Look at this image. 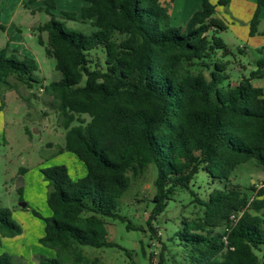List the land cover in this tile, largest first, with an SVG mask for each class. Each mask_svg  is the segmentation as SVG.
<instances>
[{
    "label": "trees",
    "instance_id": "16d2710c",
    "mask_svg": "<svg viewBox=\"0 0 264 264\" xmlns=\"http://www.w3.org/2000/svg\"><path fill=\"white\" fill-rule=\"evenodd\" d=\"M83 2L79 13L62 11L61 21L52 13L55 1L45 0L50 19L39 27L48 37L45 42L40 34L38 41L61 74L44 90L62 117L63 150L87 168L77 181L64 165L42 170L52 215L33 214L45 222L40 244L56 257L39 264H97L80 246L123 249L109 240L106 219L126 221L117 212L119 203L150 164L157 174L147 224L155 235L153 221L178 189H190L200 171L222 184L206 200L192 193L203 214L184 217L172 238L186 264H260L264 186L243 189L231 176L252 160L264 168V90L252 84L264 77V58L250 77L235 85L230 81L229 63L218 58V51L227 56L231 50L216 36L227 29L216 15L217 5L227 6L229 0H203L180 27L171 24L161 0ZM256 2L251 36L264 7V0ZM66 21L90 22L95 31L67 30ZM9 53L8 47L0 49V91L2 86L32 89L39 83L35 61ZM21 232L12 212L0 209V243ZM0 264L16 262L3 253Z\"/></svg>",
    "mask_w": 264,
    "mask_h": 264
},
{
    "label": "rangeland",
    "instance_id": "374dc122",
    "mask_svg": "<svg viewBox=\"0 0 264 264\" xmlns=\"http://www.w3.org/2000/svg\"><path fill=\"white\" fill-rule=\"evenodd\" d=\"M54 1L56 8L52 13L61 21L62 11L75 12L72 10L78 2ZM202 1L161 0L175 27L184 26L201 7ZM0 8L3 27H0V49L8 47L9 56L12 52L21 60L33 59L37 66L34 76L39 81L32 89L24 85H19L18 89L2 86L0 91V209H9L13 221L22 227L21 234L2 239L0 254L12 255L16 264H39L45 258L56 257L54 250L40 244L45 234V222L33 214L36 210L43 218L52 215L47 204L50 187L42 170L64 165L71 179L77 181L86 176L87 168L75 154L63 150L66 130L62 126V117L53 108V98L44 90V86L61 78L56 70V60L46 55L45 46L38 41L40 34L45 42L48 37L47 32L40 33L39 30L50 19L45 0H3ZM256 9V0H229L227 6L217 5L216 15L225 22L227 29L216 36L231 50L227 56L219 50L218 58L229 63L227 72L234 85L243 77H250L258 69L257 62L264 58V7L260 12L258 31L254 36L250 35V22ZM65 24L67 30L87 35L95 31L90 22L66 21ZM97 56L104 60L101 52ZM252 84L264 90V77L254 79ZM22 169L25 170L23 174ZM156 174L155 165L150 164L123 194L117 212L126 218L125 222L106 219L109 240L123 249L80 246L90 260L97 264H159L162 254L163 264L187 263L185 253L172 238L181 228L184 217L195 219L203 214L202 206L193 202L192 193L206 200L222 184L200 171L190 189H178L166 211L153 221L157 230L155 235L147 220L153 208ZM20 179L23 180L21 190L16 188ZM231 182L243 189L255 183L258 187L264 186V168L258 167L254 160L249 161L234 171ZM22 203L27 207L22 208ZM257 254L260 264H264V245Z\"/></svg>",
    "mask_w": 264,
    "mask_h": 264
},
{
    "label": "crops",
    "instance_id": "0c3cea01",
    "mask_svg": "<svg viewBox=\"0 0 264 264\" xmlns=\"http://www.w3.org/2000/svg\"><path fill=\"white\" fill-rule=\"evenodd\" d=\"M2 1L3 0H0V4H2ZM58 1V0H57ZM76 1H78L77 3L75 2V6H76V8L74 9V10H72V11H75V13H79L80 12V10H81V8L84 6V2H83V0L82 1H80V0H76ZM80 9V10H79ZM0 10H1V8H0ZM70 11V10H69Z\"/></svg>",
    "mask_w": 264,
    "mask_h": 264
},
{
    "label": "water",
    "instance_id": "95a60500",
    "mask_svg": "<svg viewBox=\"0 0 264 264\" xmlns=\"http://www.w3.org/2000/svg\"><path fill=\"white\" fill-rule=\"evenodd\" d=\"M22 185H23V180L20 179V181H18V183L16 184V188L19 189V188L22 187ZM21 207H22V208H26V207H27V204L22 203V204H21Z\"/></svg>",
    "mask_w": 264,
    "mask_h": 264
}]
</instances>
